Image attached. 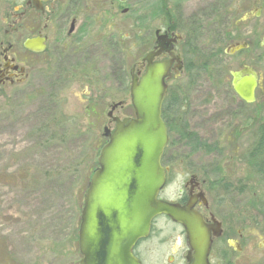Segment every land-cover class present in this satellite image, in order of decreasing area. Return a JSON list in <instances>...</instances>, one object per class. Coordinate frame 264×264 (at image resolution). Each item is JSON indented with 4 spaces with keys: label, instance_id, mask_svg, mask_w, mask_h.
Wrapping results in <instances>:
<instances>
[{
    "label": "rangeland",
    "instance_id": "374dc122",
    "mask_svg": "<svg viewBox=\"0 0 264 264\" xmlns=\"http://www.w3.org/2000/svg\"><path fill=\"white\" fill-rule=\"evenodd\" d=\"M21 1L0 0V39L5 14ZM126 5L130 12L119 17V33L128 35L119 58L121 88L109 92L104 103L129 101L131 65L150 48L141 45L135 52L131 46L132 10L143 17L151 10L156 29L164 26V11L170 7L177 31L190 45L178 46L183 72L168 82L169 95L183 99L180 113L188 127L208 144L218 143L220 153L191 152L170 132L162 156L170 174L159 196L175 200L188 169L214 171L211 178L234 214L235 230L246 217L256 233L264 226V178L245 154L264 116V0H131ZM242 42L245 48L224 53ZM243 65L262 78L261 91L250 104L240 101L230 86V72ZM23 92L9 105L0 98V264H79L80 211L106 141L102 133L109 107L102 103L86 109L85 97L100 94H83L69 85L58 102L39 96L34 82L24 85ZM186 251L183 228L165 216L154 219L149 236L135 246L142 264H183Z\"/></svg>",
    "mask_w": 264,
    "mask_h": 264
},
{
    "label": "flooded vegetation",
    "instance_id": "af4514ba",
    "mask_svg": "<svg viewBox=\"0 0 264 264\" xmlns=\"http://www.w3.org/2000/svg\"><path fill=\"white\" fill-rule=\"evenodd\" d=\"M126 3L119 0H44L38 8L32 0L15 4L13 11L5 14L6 29L0 39V98L3 102L11 104L14 97L24 93L23 87L29 82L38 84L39 96L46 94L53 102H58L61 90L67 85L81 89L83 94H100L95 98L85 97V108L91 111L94 110L93 105L106 101L104 99L109 92H118L119 58L124 53L123 39L128 37L119 33V17L130 12ZM136 12L132 10L131 24V46L135 52L139 51L141 45L150 46L146 52L151 51L156 46L157 30L168 37H180L172 43L171 49L181 61L179 75L174 76L173 61L166 80V94L172 101L174 96L169 95L168 82L180 78L184 63L178 46L182 44L183 49H187L186 41L177 31L176 15L167 7L164 26L154 29L151 10L146 17ZM14 36L16 41L12 39ZM28 40L34 41L32 48L25 45ZM142 57L131 65L134 73L143 72ZM169 58L168 53L161 52L153 60ZM104 104L109 107L105 125L109 132L113 130L116 119L133 117L130 101L126 99ZM165 125L167 134L174 132L175 140L180 142L187 141L188 131L195 133L186 121H165ZM195 135L207 145L198 148L197 152L220 153L218 143L208 144L203 134ZM246 154L245 159L249 164ZM161 164L166 170L167 183L170 166L163 164L162 160ZM215 173L201 168L197 171L188 169L182 188L172 201L181 205L191 201L193 209L203 216L206 223L218 224V236H213L211 230L208 255L211 264H264V226L257 227L256 233L251 232L248 219L244 217L241 228L235 230L234 214L228 212L225 200L220 199L217 183L211 178Z\"/></svg>",
    "mask_w": 264,
    "mask_h": 264
},
{
    "label": "water",
    "instance_id": "95a60500",
    "mask_svg": "<svg viewBox=\"0 0 264 264\" xmlns=\"http://www.w3.org/2000/svg\"><path fill=\"white\" fill-rule=\"evenodd\" d=\"M32 1L38 8L44 0ZM155 34L156 46L143 58L144 71L131 75L133 118L116 119L111 133L104 128L108 140L99 150L97 168L87 184L80 212L79 264H141L133 248L149 235L151 221L158 215L182 226L188 246L186 264H210L211 236L219 235L218 224L206 223L191 201L181 205L158 198L166 172L160 159L168 141L161 118L165 80L173 61L174 76L179 75L181 61L171 52L172 43L180 37H168L158 30ZM25 45L32 48L34 41L28 40ZM245 46L244 42L232 44L225 52L233 54ZM161 52L170 58L154 61ZM230 75L234 93L246 103L254 102L259 85L255 69L243 66Z\"/></svg>",
    "mask_w": 264,
    "mask_h": 264
},
{
    "label": "trees",
    "instance_id": "16d2710c",
    "mask_svg": "<svg viewBox=\"0 0 264 264\" xmlns=\"http://www.w3.org/2000/svg\"><path fill=\"white\" fill-rule=\"evenodd\" d=\"M186 45L188 48V46L190 45V41H186ZM260 87L261 84L259 85V91H261ZM262 94V97H264V93ZM259 95L261 94L259 93ZM171 100L172 101H170L167 96L163 102L161 114L163 121H186L184 116H181L180 113L183 99L180 100L174 96ZM177 124L179 123L177 122ZM187 134L188 138L187 141H184V144L189 146L191 152L198 150V148L202 146H207L206 142L198 140L195 133L188 131ZM246 158L253 171L259 177L264 178V116L260 119L252 134V140L249 148L247 149Z\"/></svg>",
    "mask_w": 264,
    "mask_h": 264
}]
</instances>
